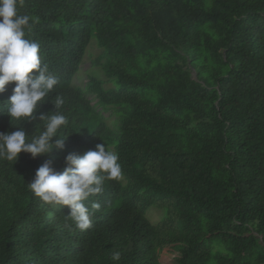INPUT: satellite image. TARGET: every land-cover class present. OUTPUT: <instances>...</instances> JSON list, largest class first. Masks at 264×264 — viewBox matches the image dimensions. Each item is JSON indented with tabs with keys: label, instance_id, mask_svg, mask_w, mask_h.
<instances>
[{
	"label": "trees",
	"instance_id": "obj_1",
	"mask_svg": "<svg viewBox=\"0 0 264 264\" xmlns=\"http://www.w3.org/2000/svg\"><path fill=\"white\" fill-rule=\"evenodd\" d=\"M17 11L39 17L26 38L58 78L36 115L59 95L69 123L64 150L0 160V264H161L165 247L175 264H264V0H23ZM92 40L103 79L75 86ZM17 124L0 114V131L29 136L39 120ZM98 143L122 177L90 198L92 227L69 230L68 206L27 183Z\"/></svg>",
	"mask_w": 264,
	"mask_h": 264
},
{
	"label": "clouds",
	"instance_id": "obj_2",
	"mask_svg": "<svg viewBox=\"0 0 264 264\" xmlns=\"http://www.w3.org/2000/svg\"><path fill=\"white\" fill-rule=\"evenodd\" d=\"M18 2L22 4L23 0H0V93L9 83L15 85L6 101V110L0 114L18 124L33 120H39V124L31 136L23 128L0 131V160L13 162L21 152L34 159L54 149L64 150L66 136L60 135V130L69 123L61 110L65 101L59 95L50 100L54 110L36 115L38 104L49 97L58 78L51 74L47 64H42L39 43L26 38L32 26L39 23V17L18 14ZM118 161L117 152L98 143L94 150L83 154L68 153L61 171L51 161H45L27 183V189L40 201L60 206V211L61 206H68L64 227L71 230L75 226L84 231L92 227V217L100 211V204L90 198L103 193L105 180L122 177ZM120 257V251L111 254L113 262Z\"/></svg>",
	"mask_w": 264,
	"mask_h": 264
},
{
	"label": "rangeland",
	"instance_id": "obj_3",
	"mask_svg": "<svg viewBox=\"0 0 264 264\" xmlns=\"http://www.w3.org/2000/svg\"><path fill=\"white\" fill-rule=\"evenodd\" d=\"M100 54V49L97 47L94 40L90 42L86 55L80 66V69L74 77L73 84L75 86L83 87L89 76H94L103 79L102 72L92 65L93 61ZM109 86V85H106ZM109 113L105 114L108 120L114 118V114L108 117ZM163 216V211L156 208H149L146 212V217L152 224H156ZM178 254L172 250L171 247H165L159 255V262L161 264H175Z\"/></svg>",
	"mask_w": 264,
	"mask_h": 264
}]
</instances>
